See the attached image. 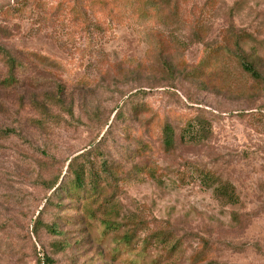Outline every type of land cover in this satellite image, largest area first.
<instances>
[{
  "label": "rangeland",
  "instance_id": "1",
  "mask_svg": "<svg viewBox=\"0 0 264 264\" xmlns=\"http://www.w3.org/2000/svg\"><path fill=\"white\" fill-rule=\"evenodd\" d=\"M0 47V264H264V0H0Z\"/></svg>",
  "mask_w": 264,
  "mask_h": 264
},
{
  "label": "trees",
  "instance_id": "2",
  "mask_svg": "<svg viewBox=\"0 0 264 264\" xmlns=\"http://www.w3.org/2000/svg\"><path fill=\"white\" fill-rule=\"evenodd\" d=\"M7 51L5 50V48L0 47V57L1 56H7ZM243 58V67L244 69L254 78H261L260 73L258 72V70L255 68L254 63H250L247 62V57L246 56H242ZM7 67H8V77L4 80L3 82V86L5 87H18L19 86V81L18 78L16 77V71L19 67H21V64L13 59V57H9L7 62ZM41 109L43 111H46V107L43 105V107H41ZM205 130V127L201 125L198 126H194V128L191 129V131L189 132L190 135V139H197L199 136L202 135V132ZM174 138H175V134L172 128L168 127L165 129V139H164V145L167 149H170L174 146ZM77 182H79L80 185H83V179L79 176L77 178ZM48 261V260H46Z\"/></svg>",
  "mask_w": 264,
  "mask_h": 264
}]
</instances>
